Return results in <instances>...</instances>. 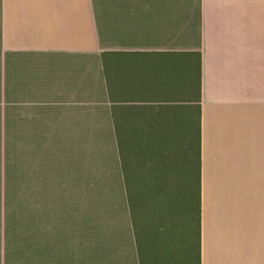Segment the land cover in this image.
<instances>
[{"label":"crops","instance_id":"1","mask_svg":"<svg viewBox=\"0 0 264 264\" xmlns=\"http://www.w3.org/2000/svg\"><path fill=\"white\" fill-rule=\"evenodd\" d=\"M149 10L121 0H0V264H11L16 229L4 193L12 128L38 170L44 132L66 122L84 168L79 141L92 103L113 122L120 171L98 264H264V0H200L191 50L155 27ZM197 52L198 102L188 56ZM197 106L199 201L188 192L185 131ZM32 200L35 264H44L43 199ZM55 248L50 264L72 263ZM79 249L77 263L91 264L89 241Z\"/></svg>","mask_w":264,"mask_h":264},{"label":"rangeland","instance_id":"2","mask_svg":"<svg viewBox=\"0 0 264 264\" xmlns=\"http://www.w3.org/2000/svg\"><path fill=\"white\" fill-rule=\"evenodd\" d=\"M95 1L99 6L115 0ZM121 1L148 5L149 14L154 17V26L170 28L174 45L180 40L181 45H185L188 50L196 48L200 0ZM144 12L138 11L140 14ZM142 20L140 24H147ZM95 106L92 103L90 133L83 142L79 141V146L85 147L84 168L82 156L77 158V154L73 153L76 139L70 138L66 122H59L58 132L53 135L50 131L44 132L41 153L37 155L38 170L34 169L33 154H28L26 158L20 154L17 127L12 128L10 147H5L4 154V193L8 196L11 225L16 228L12 229L11 264H35L33 228L36 203L32 199L38 194L43 199L41 224L46 247L44 264H50L52 245L56 247L52 252L57 253L58 258L61 257L60 262L68 257L71 264H78V259H82L79 248L84 240L90 243L91 264H98L99 243L110 237L106 223L110 207L107 206L115 205L114 199L119 197L120 171L115 176V161L118 164L119 160L116 158L118 139L113 122L105 120V116L95 111ZM190 117H193L192 129L188 118L185 123L186 171L187 175H193L192 180L196 185L198 110L194 109ZM174 140L178 152V133L173 134L172 145ZM190 160L193 161L191 165ZM109 194L113 197L112 201H107Z\"/></svg>","mask_w":264,"mask_h":264},{"label":"trees","instance_id":"3","mask_svg":"<svg viewBox=\"0 0 264 264\" xmlns=\"http://www.w3.org/2000/svg\"><path fill=\"white\" fill-rule=\"evenodd\" d=\"M189 55H193L196 58L197 61V80H198V87H197V102L199 101V84H200V80H199V72H200V53H188ZM197 110H198V129H197V151H196V159H197V180H196V185H194V182L192 180V176L193 175H187V186H188V192L190 190L193 191L194 193V188L196 189V195H197V200L199 201V189H200V166H201V127H200V114H199V107L197 106ZM192 111L193 109L188 107L187 110V114H188V120H189V126L193 127V117L192 116ZM193 143L191 142V145ZM191 163H193V161H189V165H191Z\"/></svg>","mask_w":264,"mask_h":264}]
</instances>
